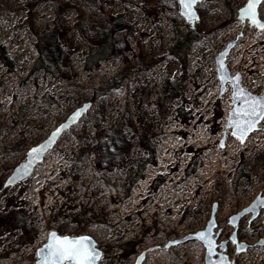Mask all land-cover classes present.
Listing matches in <instances>:
<instances>
[{
  "label": "rangeland",
  "instance_id": "374dc122",
  "mask_svg": "<svg viewBox=\"0 0 264 264\" xmlns=\"http://www.w3.org/2000/svg\"><path fill=\"white\" fill-rule=\"evenodd\" d=\"M247 1L198 5L197 23L207 34L189 48L181 82L183 65L171 49L191 25L178 0H0V150L5 148L0 181L19 164L10 161V154L40 143L76 108L93 102L35 175L0 195L7 194L8 201L0 210V264L36 263V254L22 260L13 255H23L24 245L34 240L36 232L27 226L39 218L49 233L93 236L103 251L101 264H136L143 251L142 264H206L199 241L169 242L205 228L214 204L222 238H229L234 230L229 216L264 192V120L244 143L228 134L225 146L220 144L231 89L221 94L215 58L241 32L227 64L233 74L243 75L247 89L264 93V30L244 26L238 18ZM260 16L264 19V1ZM115 18L124 25L114 34L112 53L89 68L95 46L76 24L82 20L93 35ZM47 31L58 37L59 53L40 88L37 80L21 74L47 54L40 37ZM115 77L120 85L95 100V90ZM174 79L179 94L161 99L165 84ZM112 128L122 129L126 147L112 165H101L97 144ZM151 150L156 162L132 185L141 158ZM33 184L44 186L38 205ZM11 210L25 219V228L11 220ZM19 228L25 229L22 238L15 233ZM262 237L263 213L252 225L246 216L239 238L253 246L239 254L231 243L230 257L237 264H264V245L255 244ZM123 243L129 244L126 249Z\"/></svg>",
  "mask_w": 264,
  "mask_h": 264
},
{
  "label": "water",
  "instance_id": "95a60500",
  "mask_svg": "<svg viewBox=\"0 0 264 264\" xmlns=\"http://www.w3.org/2000/svg\"><path fill=\"white\" fill-rule=\"evenodd\" d=\"M204 0H198L197 5H195V12H196V18H188L185 17L182 13H183V8L180 4V0H178L179 3V7H180V12L183 15V17L187 20V22L191 25V26H196L198 20L200 19V15L198 12V5L200 3H202ZM264 0H261V2L257 5L256 7V12H257V19L261 22H264V19L261 18L260 16V7L262 5ZM249 0L247 1V3L242 6L239 11H238V18L243 22L244 26L249 23L251 26H254L256 28H258L259 30H264L262 28H260L258 25L253 24L251 21V18L249 17H243L241 15V10L246 8V6L248 5ZM243 35V32L240 33V35L237 36L236 40H233L232 42H230L222 51H220L218 53V55L216 56L215 60H216V64H217V74H218V78L220 81V86H221V94L225 93L229 86L231 89V108H230V112L227 118V123L224 127L223 131V138L220 142L221 146L224 147L225 146V141L227 140V135L231 134L233 135V132H236L237 129L235 127H229V123H230V117H232L233 119L236 120H240L241 117L239 116H235L233 117V111L234 109H244L247 107V104L245 103V101L248 99V96H241L239 98L236 97V93L238 91L237 86L233 83V82H228L222 85V82L220 80V76L224 75L225 73H222L220 71V67H221V61H223L226 69H227V74H230L231 77H236L237 74H239L240 76V80H239V88H242L243 90H246V93L251 94L252 97H264V93H256V92H252L251 90L247 89L243 84H242V74L240 72H236L235 74L232 73L231 69L229 68L228 64H227V59L228 56L232 50V48L235 46L236 41L238 40L239 37H241ZM93 106V102L92 101H87L85 103H83L81 106H79L78 108H76L73 112L70 113V115L67 117L66 120H64L63 122H61L55 129H53L50 134L44 139L42 140L40 143L32 146L27 154H26V158L21 161L18 165H16V167L13 169V171L11 172V174L7 177V179L5 180L4 186L5 187H9L12 186L16 183L22 182L24 180H26L34 171L35 167L41 163L44 159L46 154L55 147V145L57 144L59 138L62 136V134L70 129L71 127H73L75 124H77L81 118L91 109V107ZM263 120H259L255 127L254 130L248 132L246 134V136L244 137L243 141H241V139L239 138L238 135H233L234 137L238 138L240 140L241 143H244L249 136H251L254 132L258 131L260 129V123ZM41 146H43V150L38 152V153H33L32 150L33 149H37L40 148ZM11 181V183L9 182ZM1 192V190H0ZM260 199H264V192L260 191V193L256 196V198L244 209H242L241 211L232 214L231 216H229V219L233 216H237L238 214L244 212L245 209L248 208H253V211L250 213H245L243 216H240L239 220L236 222V224L234 226H232L234 228V230L232 231L231 235L235 234L236 236V243H234L236 245V251L239 254L244 253L245 251H247V249L251 246L249 243H247L246 241H241L239 239L238 236V229H239V223L240 221L246 217V216H250L249 219V224L253 223L261 214V211L263 213L264 216V205L259 204V200ZM211 220H215L216 221V225L217 227L213 229V233H220L219 235L216 236V243L217 245H219L222 241H229L230 240H220L221 238V234H222V229L219 228V224L217 221V204H214L213 209H212V214L210 219L207 222V225L205 226V228L198 230L194 233H189L186 236L177 239L175 241H171L169 242L168 246L173 245V244H180V243H185V242H190V241H199L204 249H205V263L206 264H221V260H225L228 262V264H237L235 259H232L227 250H228V245L224 246V247H217L216 248V254L209 256L208 255V251H207V247L205 245V243L203 241H201L200 239L197 238L196 234L202 231H205L209 225V222ZM55 233L58 237H64V236H68V237H88L91 240V247H94L99 253H100V258L99 260L96 262V264H101V259L103 256V251L101 248H99L98 246V242L97 240L89 235V234H81V235H77V236H72V235H61L58 231L56 230H51L49 233V237L47 242H45L41 247L38 248L37 250V260L35 264H42V261H44L46 255H47V248L46 246L52 242V236L51 234ZM228 242V243H229ZM256 245L258 246H263L264 245V237L260 238L257 242ZM44 250L43 252L41 250ZM146 252L147 251H143L137 258L136 264H142L143 261L145 260V256H146Z\"/></svg>",
  "mask_w": 264,
  "mask_h": 264
},
{
  "label": "trees",
  "instance_id": "16d2710c",
  "mask_svg": "<svg viewBox=\"0 0 264 264\" xmlns=\"http://www.w3.org/2000/svg\"><path fill=\"white\" fill-rule=\"evenodd\" d=\"M232 21L233 19L228 20L225 23L226 25H228ZM123 25L124 22L121 19L115 18L111 21L108 28L102 30L101 32L90 35L84 22L82 20L78 21L76 26L78 27L79 31L83 36L86 37L89 42H91L93 46H95L93 47V49L95 50H93V52H91L87 58L86 64L89 68L96 65L101 61V59L106 58L112 53V49L114 47V34L116 31L121 29ZM206 34L207 32L201 28L200 24L197 23L196 26H189L187 31L183 35L178 36V38L175 40V44L173 45L171 52L182 62L183 68L180 74L181 82H183V80L186 78V72L188 69L186 56L189 48L195 42L203 39ZM40 37L46 42L45 52L47 50V54H43L38 60L37 68L45 67L50 71H54L56 68V61L58 60L57 55L59 53L58 37L52 31H47ZM6 60L8 63L12 64V61L10 59L7 58ZM177 80L178 79L167 81L161 99L165 98L166 94L167 97L168 95L179 94V85ZM120 83L121 82L119 77H115L107 81L101 87L95 90L94 99L96 100L99 95L108 93L113 87L119 86ZM123 133L124 132L121 128H116L112 132L106 131L107 138L97 144V150L99 151L101 165H112V162L116 159V157L125 149L127 139ZM140 161L141 164L139 171L131 178L132 185L135 184L136 181L143 176L144 169L148 164L156 162L154 151L151 150L150 155L147 157H142ZM195 169L196 163L194 164V166H192V168L188 169L187 172L190 173ZM4 183L5 181H0V195L8 188L4 186ZM10 215L12 221L25 228L26 221L23 217L19 216L16 210H11ZM128 245L129 244L123 243L121 246L126 249Z\"/></svg>",
  "mask_w": 264,
  "mask_h": 264
},
{
  "label": "snow or ice",
  "instance_id": "6c2138e0",
  "mask_svg": "<svg viewBox=\"0 0 264 264\" xmlns=\"http://www.w3.org/2000/svg\"><path fill=\"white\" fill-rule=\"evenodd\" d=\"M198 0H180V4L183 8V15L188 18H196V12L194 10L195 5H197ZM261 2V0H249L246 8L241 10V15L243 17L251 18L253 24L258 25L260 28L264 29V22L257 19L256 7ZM220 71L225 73L220 76L222 85L228 82H233L238 91L236 97L248 96L245 101L247 107L244 109H234L232 116H239L241 119L238 121L230 117L229 127H235L236 132L233 135H238L241 141H243L246 134L252 130L259 120H264V97H252L251 94L246 93V90L239 88L240 76L237 74L236 77H231L227 74V69L221 61ZM43 150V146L37 149H33V153H38ZM11 183V181H9ZM259 204L264 205V199L259 200ZM253 208L245 209L244 212L233 216L229 219V225L234 226L239 220L240 216L245 213H250ZM216 221L211 220L205 231L196 234L197 238L203 241L207 247L208 255L212 256L216 254L217 247H224L229 241H222L219 245L216 243V236L220 233H213V229L216 228ZM222 231V230H221ZM52 242L49 243L47 248V255L42 261V264H96L100 258V253L91 247V240L88 237H58L55 233L51 234ZM232 243H236V236L233 234L229 237ZM44 251L43 249L41 250ZM221 264H228L227 261L221 260Z\"/></svg>",
  "mask_w": 264,
  "mask_h": 264
},
{
  "label": "built area",
  "instance_id": "2783aa9c",
  "mask_svg": "<svg viewBox=\"0 0 264 264\" xmlns=\"http://www.w3.org/2000/svg\"><path fill=\"white\" fill-rule=\"evenodd\" d=\"M114 128L110 129V131H112ZM5 149V148H2L0 150V154L2 152V150ZM28 147L26 149H23L22 150V147H20V150L19 152L17 151L16 152H13L12 154L9 155V159L11 162H13L14 164H18L20 163L21 161H23V158L25 157L26 158V154L28 152ZM1 160V158H0ZM40 164V163H39ZM39 164L35 167L34 171L32 172V174L30 175L29 179H31L35 173H36V170L38 169V166ZM20 183V182H19ZM19 183H16L12 186H15V185H19ZM44 187V186H43ZM43 187H36L35 184H33V190H35V194L33 195L35 201L33 202L35 205H38L39 201H40V192L43 189ZM58 189V187H56ZM53 191H56L57 194H60L61 193L55 189V188H52ZM46 193V197L48 198V195H47V192H44ZM7 194L3 195L2 197H0V210H3L6 208L7 206ZM27 228L31 229L33 232H36V236L34 238V240L26 245H24L23 247V255L18 252H15L13 257L17 258V259H26V258H29L31 257L32 255H37V250L39 247H41L44 242H46L48 240V237H49V231L47 230L46 228V225L44 222L41 221V219L39 218V220L36 222V223H33V224H29L27 226ZM19 237H23L25 235V229L23 228H19L16 232H15ZM17 248L20 247V244L19 243H16L15 244ZM4 252V250L2 249V247H0V255Z\"/></svg>",
  "mask_w": 264,
  "mask_h": 264
},
{
  "label": "flooded vegetation",
  "instance_id": "af4514ba",
  "mask_svg": "<svg viewBox=\"0 0 264 264\" xmlns=\"http://www.w3.org/2000/svg\"><path fill=\"white\" fill-rule=\"evenodd\" d=\"M38 62V61H37ZM37 62L33 64V66L30 68V70L25 73V74H21V75H25L27 77V79H32L33 82H35L37 80L38 84L40 85V88L42 87V83L43 84H47V78H48V74L51 73V71L45 67H38L37 68ZM26 79V81H27ZM25 81V82H26ZM27 83V82H26ZM25 86L23 85L22 88H24ZM46 91L44 90V93ZM261 214H262V211H261ZM260 216V215H259ZM245 218V217H244ZM248 218V221L250 219V216H247ZM253 223L249 224V225H252ZM239 226H240V223H239ZM223 231V230H222ZM223 233V232H222ZM231 235V234H230ZM238 236H239V229H238ZM230 237V236H229ZM229 238H226V239H223L222 238V234H221V238L220 240H228ZM240 239V238H239ZM241 241H246V240H242L240 239V242ZM247 243H249L251 246L249 248H251L253 246L252 243L246 241ZM232 242L230 241L227 245H228V250H229V245L231 244ZM234 244V243H233ZM256 244V243H255ZM235 245V244H234ZM236 247V245H235ZM249 248L247 250H249ZM227 250V252H228ZM237 252V251H236ZM246 252V251H245ZM229 254V253H228ZM230 256V255H229ZM233 259V258H232ZM237 262V261H236Z\"/></svg>",
  "mask_w": 264,
  "mask_h": 264
},
{
  "label": "bare ground",
  "instance_id": "6f19581e",
  "mask_svg": "<svg viewBox=\"0 0 264 264\" xmlns=\"http://www.w3.org/2000/svg\"><path fill=\"white\" fill-rule=\"evenodd\" d=\"M243 76V75H242ZM242 82H243V77H242ZM229 89V88H228ZM253 135V134H252Z\"/></svg>",
  "mask_w": 264,
  "mask_h": 264
}]
</instances>
